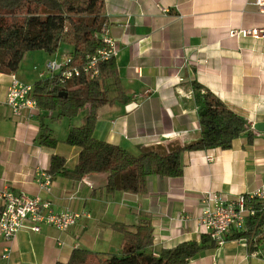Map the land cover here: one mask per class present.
Segmentation results:
<instances>
[{"label":"crops","instance_id":"crops-1","mask_svg":"<svg viewBox=\"0 0 264 264\" xmlns=\"http://www.w3.org/2000/svg\"><path fill=\"white\" fill-rule=\"evenodd\" d=\"M104 6L105 34L113 42L121 93L113 79L105 81L110 101L97 109L96 138L133 155L142 147L197 139L193 81L243 115L251 138L242 134L228 149L182 152V173L147 176L144 193H109L106 173L91 172L78 180L49 174L51 154L61 155L67 168L75 165L78 147L63 142L74 125L70 121L57 132L56 124H47L53 112L41 109L31 117H14L4 103L10 73L0 72V191L38 195L55 211L86 214L66 230L41 224L39 231L23 227L9 242L0 235V264H54L66 261L75 247L117 253L122 235L113 225L143 221L152 227L150 249L158 255L162 248L199 239L196 218L203 192L231 198L264 183V38L229 34L232 29L264 28V11L250 0H104ZM71 49L61 44L51 55L26 51L14 73L32 84L46 77L39 73L47 60L61 61ZM40 125L58 140L55 147L39 144ZM42 172L51 176L47 189L39 184ZM254 252L244 238H227L187 264H264L262 254Z\"/></svg>","mask_w":264,"mask_h":264},{"label":"trees","instance_id":"trees-1","mask_svg":"<svg viewBox=\"0 0 264 264\" xmlns=\"http://www.w3.org/2000/svg\"><path fill=\"white\" fill-rule=\"evenodd\" d=\"M107 25L104 0H0V72H15L26 51L43 50L54 54L61 44L71 46L68 65L79 66L99 48L104 47L103 27ZM93 76L79 75L61 82L56 76L36 79L33 93L38 109L56 112L51 117H74L85 111L80 123L72 126L63 142L78 147L72 168L58 154L49 158V174L78 180L91 172L106 173V192L144 193L149 175L178 176L182 173L181 153L209 148L228 149L242 134L251 138L249 124L243 115L230 109L212 91L197 81L192 82L197 103L200 135L188 143L173 142L168 146L142 147L137 155L125 148L94 136L97 109L110 101L105 81L113 79L121 93L114 56L99 60ZM203 110L204 113L200 114ZM38 134L40 145L53 148L57 139L47 127ZM245 220L243 230H230L225 238H244L248 250L264 257V210L257 209ZM122 235L119 252H97L75 247L66 261L54 264H187L203 249L217 246L209 234L198 240L181 241L162 248L158 255L151 251L153 239L149 221L135 225L115 224Z\"/></svg>","mask_w":264,"mask_h":264},{"label":"built area","instance_id":"built-area-1","mask_svg":"<svg viewBox=\"0 0 264 264\" xmlns=\"http://www.w3.org/2000/svg\"><path fill=\"white\" fill-rule=\"evenodd\" d=\"M253 4L264 11V0H250ZM163 13L168 8L158 6ZM106 26L103 27L102 38L104 47L99 48L92 54L85 63L76 66L68 65L70 56L67 55L61 60L49 59L45 62L44 68L40 71L43 75L56 76L59 81L64 82L75 76H93L97 69L99 60L113 56V42L105 34ZM232 36L264 38V28L244 27L232 29L229 33ZM4 103L9 107L14 117H31L37 113L38 107L33 93V85L21 81L14 72L9 74V81L6 86ZM208 160L211 156H206ZM42 181L39 182L42 188L50 185V175L42 172ZM255 201H260L257 209L264 210V183L256 189L240 193L235 197H225L216 191H205L200 196L201 210L196 218L198 233L209 234L216 241L217 245L222 244L226 238L225 234L230 230H243L245 220L256 211ZM86 215L80 211L60 210L55 211L51 202L38 195L28 196L24 193H13L9 190L0 191V235L5 242L11 241L16 232L23 227L32 231H39L41 224L53 226L59 230H66L75 224L79 218ZM4 255L9 253V247L3 248ZM254 253H259L255 251Z\"/></svg>","mask_w":264,"mask_h":264},{"label":"rangeland","instance_id":"rangeland-1","mask_svg":"<svg viewBox=\"0 0 264 264\" xmlns=\"http://www.w3.org/2000/svg\"><path fill=\"white\" fill-rule=\"evenodd\" d=\"M40 69H42L43 67L42 66H39ZM40 76V74H39ZM31 78V77H29ZM84 111L82 113H80L79 115L77 116H74V117H71V118H68V117H61V118H58V119H51V120H47V124L48 125H54L56 124V128H57V132L61 130V125H66L68 124V122L71 121V125H78L80 123V118L81 116L83 115ZM53 115L54 117L57 115L56 112H53ZM59 119H62V123H59Z\"/></svg>","mask_w":264,"mask_h":264},{"label":"water","instance_id":"water-1","mask_svg":"<svg viewBox=\"0 0 264 264\" xmlns=\"http://www.w3.org/2000/svg\"><path fill=\"white\" fill-rule=\"evenodd\" d=\"M203 113H204V111H203V110H201V111H200V114H203Z\"/></svg>","mask_w":264,"mask_h":264}]
</instances>
